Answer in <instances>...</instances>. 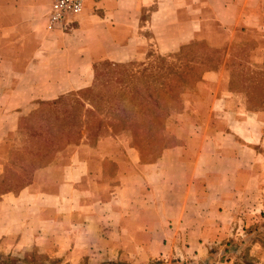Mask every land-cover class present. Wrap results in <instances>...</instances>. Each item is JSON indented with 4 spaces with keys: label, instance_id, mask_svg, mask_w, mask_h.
<instances>
[{
    "label": "crops",
    "instance_id": "1",
    "mask_svg": "<svg viewBox=\"0 0 264 264\" xmlns=\"http://www.w3.org/2000/svg\"><path fill=\"white\" fill-rule=\"evenodd\" d=\"M204 5L87 0L65 30L48 28L46 0H0V187L22 182L34 162L17 167V154L7 149L24 118L43 102L89 87L96 63L141 59L150 42L164 51L191 42L204 26ZM193 7L202 15L187 19ZM215 7L233 13L224 22L215 18L228 31L223 44L250 48L251 57L233 70L228 54L205 71L174 120L180 131L191 123L195 132H178L175 143L144 161L133 137L94 141L85 126L80 141L51 154L25 183L0 190L1 250L36 248L68 264L160 257L167 264H247V254L264 264V239L252 229L264 220V1ZM174 13L190 28L171 36ZM112 141L118 146L108 148Z\"/></svg>",
    "mask_w": 264,
    "mask_h": 264
},
{
    "label": "rangeland",
    "instance_id": "2",
    "mask_svg": "<svg viewBox=\"0 0 264 264\" xmlns=\"http://www.w3.org/2000/svg\"><path fill=\"white\" fill-rule=\"evenodd\" d=\"M49 3V0H46V4ZM224 3L225 0H205L204 26L198 30L197 37L191 42L182 46H168L166 51L150 42L144 45L141 59L96 63L93 81L89 87L66 93L55 101L41 103L31 115L22 120L17 132L10 136L11 144L7 148L17 154L16 158L13 157L17 167L26 160L34 161L29 167L25 166L27 177L17 185L0 187V190L17 188L25 183L38 165L50 161L53 155L68 143L80 141L85 126L93 134L94 141L103 135L111 134H123L126 138L124 140L127 141L133 137L144 161L155 159L162 149L175 143L178 132H195L196 127L191 123L180 131V128L176 127H179L178 122L174 120H178L175 116L185 110L189 94L198 90V82L205 71L219 68L228 54L230 56L227 64L233 70L242 69L251 57L250 48L235 45L228 48V45L223 44L228 37V31L221 28L216 20L224 22L233 15L228 9L224 8L219 12L215 7ZM195 9L196 7L189 8L185 17L188 19L201 16L199 10ZM172 16L171 36L180 35L190 28L188 20L180 22L176 13ZM259 32L262 33V30H256L257 36L260 35ZM236 57L238 65L233 61ZM111 143L113 147L118 146L117 142L112 141L107 143L108 148ZM118 144L119 148H125L127 142L118 141ZM37 152H48L49 155L37 157ZM252 229H255L258 238L264 239L263 219H257ZM244 236L241 235L243 242H250V238L244 239ZM169 262L170 260L160 257L147 264ZM187 262L214 264L211 260L200 263H191L189 260ZM245 262L261 264L256 257L249 254L245 255ZM0 264L68 263L63 257L30 248L15 252L0 249ZM99 264H130V261L110 259Z\"/></svg>",
    "mask_w": 264,
    "mask_h": 264
},
{
    "label": "built area",
    "instance_id": "3",
    "mask_svg": "<svg viewBox=\"0 0 264 264\" xmlns=\"http://www.w3.org/2000/svg\"><path fill=\"white\" fill-rule=\"evenodd\" d=\"M87 0H50L47 13L48 28H66L74 16L79 15Z\"/></svg>",
    "mask_w": 264,
    "mask_h": 264
}]
</instances>
